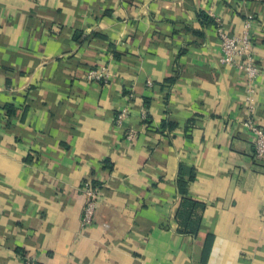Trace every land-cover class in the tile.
Wrapping results in <instances>:
<instances>
[{
  "label": "crops",
  "instance_id": "1",
  "mask_svg": "<svg viewBox=\"0 0 264 264\" xmlns=\"http://www.w3.org/2000/svg\"><path fill=\"white\" fill-rule=\"evenodd\" d=\"M249 16L264 128V0H0V264H264V162L217 34Z\"/></svg>",
  "mask_w": 264,
  "mask_h": 264
},
{
  "label": "built area",
  "instance_id": "2",
  "mask_svg": "<svg viewBox=\"0 0 264 264\" xmlns=\"http://www.w3.org/2000/svg\"><path fill=\"white\" fill-rule=\"evenodd\" d=\"M253 16H249L245 21L244 30L239 35H230L226 32L220 21H217V34L220 39L221 59L220 62L228 67L236 69L245 75V108L248 111V117L244 121V127L251 134L254 143L255 155L259 161L264 162V128L260 126L253 116L256 104V94L259 77L261 76L260 67L257 64L256 52L252 46V37L250 33ZM112 74L107 67L92 69L87 74L89 81L108 83ZM124 114L119 116L121 120ZM128 138L133 137L129 133ZM83 192L85 195V206L83 209L82 226L84 228L93 225L96 214L97 203L101 193L99 187L92 180L83 183ZM25 264H39L32 260H27Z\"/></svg>",
  "mask_w": 264,
  "mask_h": 264
},
{
  "label": "trees",
  "instance_id": "3",
  "mask_svg": "<svg viewBox=\"0 0 264 264\" xmlns=\"http://www.w3.org/2000/svg\"><path fill=\"white\" fill-rule=\"evenodd\" d=\"M206 21L207 17L204 18ZM185 185L183 184V188ZM203 206L196 200L183 197L176 211V218L182 233L196 236L200 230L201 218L198 215Z\"/></svg>",
  "mask_w": 264,
  "mask_h": 264
}]
</instances>
